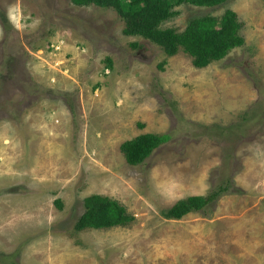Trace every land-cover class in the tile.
I'll use <instances>...</instances> for the list:
<instances>
[{
	"label": "rangeland",
	"instance_id": "374dc122",
	"mask_svg": "<svg viewBox=\"0 0 264 264\" xmlns=\"http://www.w3.org/2000/svg\"><path fill=\"white\" fill-rule=\"evenodd\" d=\"M227 9L244 44L198 68L112 8L0 0V264H264V0L184 3L161 26ZM145 133L171 138L131 165L121 144ZM94 193L134 220L77 230Z\"/></svg>",
	"mask_w": 264,
	"mask_h": 264
},
{
	"label": "trees",
	"instance_id": "16d2710c",
	"mask_svg": "<svg viewBox=\"0 0 264 264\" xmlns=\"http://www.w3.org/2000/svg\"><path fill=\"white\" fill-rule=\"evenodd\" d=\"M77 5H97L114 9L124 21L123 32L126 35L141 36L159 45L168 56L180 51L193 59L195 67H206L213 61L223 59L232 49L244 44L240 33L241 22L238 14L227 9L220 16L192 17L183 31L174 28H162L161 24L177 14L175 6L189 3L196 6H218L227 0H70ZM107 65L112 68L111 58ZM170 134L145 133L121 144L126 161L131 165L143 163L160 145L170 140ZM224 189V188H222ZM217 193L207 196H190L171 206L166 217L179 219L185 214L200 210L208 205ZM58 203L60 200H57ZM85 210L75 223L79 231L109 229L125 225L134 220L126 207L117 199L94 193L83 200ZM62 207L61 204H59ZM3 261V260H2Z\"/></svg>",
	"mask_w": 264,
	"mask_h": 264
},
{
	"label": "built area",
	"instance_id": "2783aa9c",
	"mask_svg": "<svg viewBox=\"0 0 264 264\" xmlns=\"http://www.w3.org/2000/svg\"><path fill=\"white\" fill-rule=\"evenodd\" d=\"M66 46H67V43L65 42V40L58 39V40L52 41L48 48L51 50V52L55 53V52L61 51V49L65 48Z\"/></svg>",
	"mask_w": 264,
	"mask_h": 264
}]
</instances>
